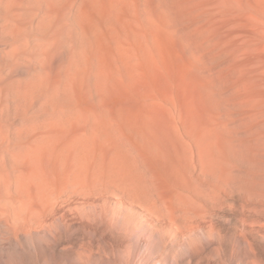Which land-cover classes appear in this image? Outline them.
I'll return each instance as SVG.
<instances>
[{"label":"rangeland","instance_id":"374dc122","mask_svg":"<svg viewBox=\"0 0 264 264\" xmlns=\"http://www.w3.org/2000/svg\"><path fill=\"white\" fill-rule=\"evenodd\" d=\"M233 5L30 3L23 12L35 13L41 19L34 18L35 29L54 40L52 69L64 70L73 60V92L65 95L71 104L57 107L68 120L57 123L73 133L76 149L35 156L12 170L25 175L28 188L48 178L55 197L39 221L15 234L0 229V264H264V194L251 191L264 184V145L242 141L251 120L244 115L247 85L264 92V27L255 12L244 19ZM245 31H253V38ZM24 61L22 79L32 71L29 58ZM102 68L117 81L103 84L95 72ZM37 105L41 112L31 125L17 114L22 105L11 104L21 134L52 119L43 112L48 102ZM96 117L108 133L93 132ZM215 118L226 121L217 126V139L227 135L235 146L229 155L234 182L222 183V192L219 173L209 169L198 140L201 127ZM258 118L264 131V114ZM126 123L143 157L125 136ZM142 126L144 133L137 132ZM82 140L94 143L86 147ZM96 141L103 144L99 149ZM224 196L232 198L231 206Z\"/></svg>","mask_w":264,"mask_h":264},{"label":"bare ground","instance_id":"6f19581e","mask_svg":"<svg viewBox=\"0 0 264 264\" xmlns=\"http://www.w3.org/2000/svg\"><path fill=\"white\" fill-rule=\"evenodd\" d=\"M233 1L237 4V7L233 5V9L243 18L245 16L244 19L255 12L264 27V0ZM30 3H33L35 7H39V0H0V229L10 228L14 234L22 230L29 222L39 221L43 212L48 209L54 199L55 192L52 191V184L48 183V178L42 181V177H37L40 183L38 182V185L34 188L31 185L28 188L29 182L24 178L25 175L23 173L17 176L11 175L12 170L22 169L24 165H28L35 159L33 158L35 156L41 159L45 157L53 158V156L59 157V153L62 155L65 151L69 153L70 149H76L73 148V133L65 126H59L67 121L68 117L62 118L61 116L64 115L60 114L57 109L59 106L64 107L71 104V101H68L65 95L69 96L70 92H73V60H69L65 66L66 69L63 68L64 70L52 69L49 49L54 40L48 39L44 32L35 29L40 22L39 20H41L36 18L35 13L30 11V15L27 16L23 12L31 7L29 6ZM34 18H36L37 24H34ZM245 23L249 26L248 22ZM245 32L246 35L253 38V31H251L252 33ZM239 49L240 47L237 46V50ZM25 57L29 58L32 71L28 70L27 77L22 79L19 67L24 65ZM107 68L110 70L109 66ZM116 69L118 70V67ZM95 72L98 74V79L100 76L103 77V84L115 80L114 75L109 71L103 72V68ZM250 88V85H247L250 99L245 102L249 103V106L244 111V115L251 118V120L245 125L248 134L242 138V141L248 146L264 145V131L256 126L259 121L258 117L264 114V92H255ZM62 95H64L65 100L63 97L61 98ZM14 102H19L22 105L17 114L31 125L38 120L41 111L38 110L37 104H41V102L50 104V108L47 110L43 108V112L48 111L52 114V119L45 125H35L31 129L28 128L27 133L21 134L17 130L18 125L11 119V104ZM217 118L211 120V124H204V127H201L200 132L202 133L198 136V140L201 142V151L205 150L209 169L214 173H219L221 181L216 183V187L222 192V183L234 182L232 175L234 165L229 159V155L230 152H233L235 146L231 140H228L227 135V139H222L220 135L217 139L215 136L218 133L217 126L219 127L221 123L226 126V121ZM252 118L258 119L253 120ZM97 120L95 126H92L93 132L100 130L108 133L104 123L101 124L102 121L99 118ZM57 121L63 122L57 123ZM117 122L122 127L125 123ZM126 125L123 128L125 136L143 157L144 155H142L140 149L142 146L140 147L138 141L126 134L127 130H131L129 123H126ZM136 131L144 133L143 126L138 127ZM150 140L152 139L150 138ZM84 141L82 140V142ZM93 141L95 142V139ZM93 141H91L92 143L86 142L93 144ZM142 141H147V137H143ZM82 142L80 141V144ZM97 142L101 141H96L94 146L98 144ZM87 143L84 142L86 147L90 146ZM107 144H110V142L107 141ZM98 145L99 149L103 144L100 145L99 143ZM81 147L82 145L79 149ZM84 148H82V152L85 153ZM86 149L89 151L88 148ZM100 149L104 152L103 148ZM87 151L86 154H89ZM226 158L231 164L224 165L222 163V160L227 161ZM251 191L264 194V184L260 187H252ZM218 195L222 197V194L218 193ZM224 197L231 206L232 198L230 196Z\"/></svg>","mask_w":264,"mask_h":264}]
</instances>
